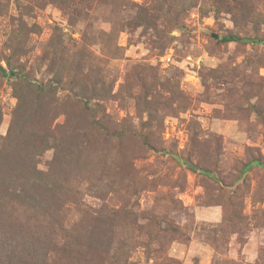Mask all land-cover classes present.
Masks as SVG:
<instances>
[{"label":"rangeland","instance_id":"rangeland-1","mask_svg":"<svg viewBox=\"0 0 264 264\" xmlns=\"http://www.w3.org/2000/svg\"><path fill=\"white\" fill-rule=\"evenodd\" d=\"M0 264H264V0H0Z\"/></svg>","mask_w":264,"mask_h":264},{"label":"trees","instance_id":"trees-1","mask_svg":"<svg viewBox=\"0 0 264 264\" xmlns=\"http://www.w3.org/2000/svg\"><path fill=\"white\" fill-rule=\"evenodd\" d=\"M237 37L234 36V35H228V36H225L224 39L227 40V41H232V40H235Z\"/></svg>","mask_w":264,"mask_h":264}]
</instances>
